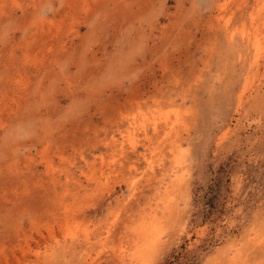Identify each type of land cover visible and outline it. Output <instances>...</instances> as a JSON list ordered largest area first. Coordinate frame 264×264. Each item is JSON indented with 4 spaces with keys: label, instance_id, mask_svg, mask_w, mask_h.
Wrapping results in <instances>:
<instances>
[{
    "label": "rangeland",
    "instance_id": "obj_1",
    "mask_svg": "<svg viewBox=\"0 0 264 264\" xmlns=\"http://www.w3.org/2000/svg\"><path fill=\"white\" fill-rule=\"evenodd\" d=\"M0 264H264V0H0Z\"/></svg>",
    "mask_w": 264,
    "mask_h": 264
}]
</instances>
